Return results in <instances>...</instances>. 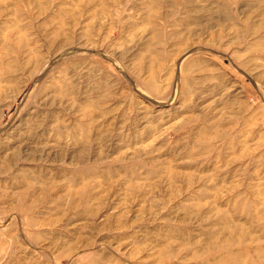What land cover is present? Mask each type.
I'll list each match as a JSON object with an SVG mask.
<instances>
[{
	"label": "rangeland",
	"instance_id": "obj_1",
	"mask_svg": "<svg viewBox=\"0 0 264 264\" xmlns=\"http://www.w3.org/2000/svg\"><path fill=\"white\" fill-rule=\"evenodd\" d=\"M0 264H264V0H0Z\"/></svg>",
	"mask_w": 264,
	"mask_h": 264
}]
</instances>
